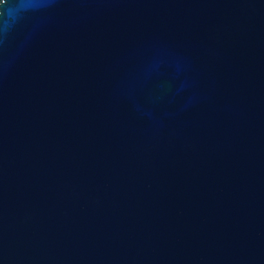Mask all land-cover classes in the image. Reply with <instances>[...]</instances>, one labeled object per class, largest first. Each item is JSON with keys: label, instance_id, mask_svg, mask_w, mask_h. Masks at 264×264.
I'll return each instance as SVG.
<instances>
[{"label": "water", "instance_id": "95a60500", "mask_svg": "<svg viewBox=\"0 0 264 264\" xmlns=\"http://www.w3.org/2000/svg\"><path fill=\"white\" fill-rule=\"evenodd\" d=\"M0 264H264V0H0Z\"/></svg>", "mask_w": 264, "mask_h": 264}]
</instances>
